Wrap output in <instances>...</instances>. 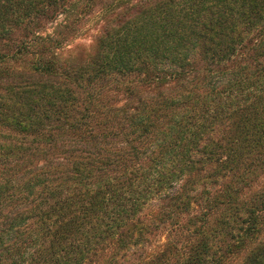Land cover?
Here are the masks:
<instances>
[{
    "label": "trees",
    "instance_id": "1",
    "mask_svg": "<svg viewBox=\"0 0 264 264\" xmlns=\"http://www.w3.org/2000/svg\"><path fill=\"white\" fill-rule=\"evenodd\" d=\"M96 1L0 0V29L61 11L59 29ZM116 1L86 54L61 58L54 34L0 54V264H118L151 200L190 208L219 178L188 243L150 263L231 264L249 245L232 263L264 264V187L242 195L264 173V0Z\"/></svg>",
    "mask_w": 264,
    "mask_h": 264
},
{
    "label": "rangeland",
    "instance_id": "2",
    "mask_svg": "<svg viewBox=\"0 0 264 264\" xmlns=\"http://www.w3.org/2000/svg\"><path fill=\"white\" fill-rule=\"evenodd\" d=\"M115 1L116 0H98L92 6L86 8L81 14L75 12L76 17L71 16L73 18L70 19L67 26H63L59 29L58 27L66 18V15L61 11L54 20L42 18L29 24L13 26V32L9 34H4L0 29V54H16L18 46L23 41L29 40L33 34H54L61 42V45H59L57 49V53L61 58H68L69 56L80 53L86 54L93 45L96 36L100 33V22L104 12L103 10L107 6H112ZM117 2L118 1H116L115 4H117ZM195 57L197 58L196 55ZM236 62L239 63L242 62V60L239 58ZM8 63L12 67L24 68L29 64V61L19 57L11 60L9 59ZM116 94L118 93L116 92ZM120 97H122V95L118 94V98ZM204 168L205 170H203V168L200 169L202 171L198 173L199 177L208 176L209 174L212 175L214 173L208 166ZM224 181V178H219V180L216 181L217 183L201 182L196 189L190 193V195L197 200L195 201L197 203H193L190 208L187 205L178 204V200L174 201L173 198L169 197L151 200L139 214V218L143 224L147 223L146 230H144L141 236V241L138 244H132L125 255L121 252L118 258V264H156L150 263V260L153 259L152 254H156L159 249H162L163 245L171 237L175 238L178 244L181 242H183V244L188 243L187 233L197 229L201 224V218H203L201 215L204 211L202 193L205 189H218ZM204 184L206 186H204ZM181 185H183V181L175 182L173 188H171V193H177L181 189ZM261 187H264V173L261 174L251 186L244 188L242 195L248 197L252 194V191H257L261 189ZM183 201L184 200H182V202ZM206 212L212 214L211 221H214V218L217 219L220 214H222L220 209ZM191 221H196L197 224L191 223ZM194 241V239L191 240V242ZM228 242L235 243L236 241L230 239ZM246 246L245 248L242 246L240 250L236 251L239 253L235 255H240L235 257L237 258L236 261H234L235 258L231 259V264H233L232 262L237 263L242 258L243 254H245L249 248V245ZM229 248L236 250V247H230V245ZM215 257L213 252H210L208 259L211 260Z\"/></svg>",
    "mask_w": 264,
    "mask_h": 264
}]
</instances>
